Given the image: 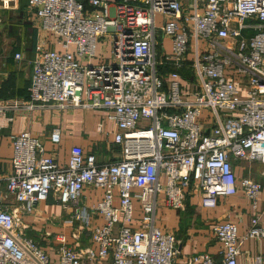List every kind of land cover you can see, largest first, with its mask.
Returning a JSON list of instances; mask_svg holds the SVG:
<instances>
[{"label":"built area","instance_id":"built-area-1","mask_svg":"<svg viewBox=\"0 0 264 264\" xmlns=\"http://www.w3.org/2000/svg\"><path fill=\"white\" fill-rule=\"evenodd\" d=\"M28 9L61 50L37 45L28 99L0 100V129L38 107L103 111L120 153L99 162L75 145L61 164L32 131L12 134L10 173L0 165V264H181L160 205L180 212L199 194L215 208L243 192L257 208L264 185L237 170L264 166V0H28ZM51 141L60 144L59 129ZM90 189L102 190L93 204ZM52 196L70 214L71 243L46 231L44 245L24 220ZM212 231L220 250L190 264H238L245 240L264 239V220L253 216L242 235L232 221Z\"/></svg>","mask_w":264,"mask_h":264},{"label":"crops","instance_id":"crops-1","mask_svg":"<svg viewBox=\"0 0 264 264\" xmlns=\"http://www.w3.org/2000/svg\"><path fill=\"white\" fill-rule=\"evenodd\" d=\"M11 5L10 9L0 8L2 18L0 23V100L25 101L28 99L31 83V60L36 55L37 45L46 44L59 51L61 47L57 44L55 35L38 28V20L28 9V0H15ZM167 42L169 49L170 42ZM16 53H22L23 58L16 59ZM242 90L244 96L246 90ZM14 115L15 121L0 129V165L7 174L11 171L13 154L11 135L24 130H30L38 135L47 152L56 156L61 164L68 161L70 150L75 145L82 146L85 151L94 152L99 162L113 161L119 156L120 147L113 142L116 127L113 122L104 119L103 111L92 109L60 111L47 106L34 110H22ZM101 121H104V128L100 130ZM56 128L61 133L59 145L51 141L52 131ZM263 170L264 166L261 163L241 162L237 174L242 173L241 177L249 176L264 185ZM253 171L259 174L253 177ZM86 195V202L93 204L99 200L102 190L90 189L87 190ZM52 198L54 199L53 196ZM48 200L38 204V208L41 213L52 216L51 218L37 220L31 215H26L24 220L32 225L35 231L33 234L40 233L38 240L44 245H47L50 239L43 237V233L49 231L55 234L50 230L52 221L59 228L56 233H65L71 243L74 240L71 228L64 225V217L70 214L63 216L64 209L61 205L57 201L54 203L56 205L49 204ZM158 211L164 213V217L161 220L158 219V225L165 231L174 232L178 239L180 250L178 262L190 264L194 254L207 252L216 255L220 250L221 244L212 231L214 224L232 221L238 225L242 235L247 232L253 216L258 215L264 220V191L258 196L256 209H253L247 195L239 192L233 196L220 198L215 208L203 207L201 196L198 194L192 197L185 209L180 212L163 205L159 206ZM35 222H39L37 226ZM38 234L36 233L37 237ZM83 240L87 245L88 238L83 236ZM259 261L264 264V239L245 240L241 244L238 264H258Z\"/></svg>","mask_w":264,"mask_h":264},{"label":"rangeland","instance_id":"rangeland-1","mask_svg":"<svg viewBox=\"0 0 264 264\" xmlns=\"http://www.w3.org/2000/svg\"><path fill=\"white\" fill-rule=\"evenodd\" d=\"M255 33H256V31H254L253 29H251V30L245 31L244 34H245L246 36H252V35H254ZM101 40H102V39H101ZM101 40H100V42H99V46H98V53H100V50L102 49V44H104V39H103L102 41H101ZM165 44H166V45H165L166 47H169V43H168L167 41H165ZM110 55H111V53H110V51H109L108 53L104 54L103 56L105 57L106 60H109V56H110ZM162 69H164L165 72H168V71H169V70L167 71V69H166L165 67L162 68ZM164 71H163V72H164ZM183 73L185 74V71H183ZM185 75L188 76L187 73H186ZM84 111H85V110H84ZM244 163H248V164H249V162H244ZM253 163H254V162H253ZM240 170H241V169H240ZM240 172H241V171H240ZM241 174H242V173H240V175H238V176L241 177ZM257 174H259V173H256V172H254V171L252 172V176H253V177H256ZM48 203H49V204H52V205H56V204H54V203H55V200H54L52 197L49 198ZM66 213H67V212L63 210V212H62L63 216H65ZM41 215H42V218H41ZM31 216H32V215H31ZM33 217L37 218V220H41V219H45V220H46L47 218H51L52 216L50 217L49 215H46V214H43V213L40 212V213L37 214V215H33ZM158 217H159L158 219L161 220V219L164 217V213H161L160 211H158ZM180 217H181V214H180ZM38 223H39V222H35L36 226L38 225ZM53 224H55L54 221H52V226H51V229H50V230H51L52 232L56 233V231H58L59 228L56 227L57 224H55V225H53ZM31 227H32V225H31ZM32 230H33V227H32ZM33 232H35V231H33ZM33 232H32L31 234H32L35 238L40 239V238H39V237H40V233L38 234V232H36V233L39 235V236L37 237V236H36V233L33 234Z\"/></svg>","mask_w":264,"mask_h":264},{"label":"trees","instance_id":"trees-1","mask_svg":"<svg viewBox=\"0 0 264 264\" xmlns=\"http://www.w3.org/2000/svg\"><path fill=\"white\" fill-rule=\"evenodd\" d=\"M161 71H164V69L161 68Z\"/></svg>","mask_w":264,"mask_h":264}]
</instances>
